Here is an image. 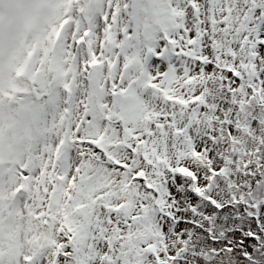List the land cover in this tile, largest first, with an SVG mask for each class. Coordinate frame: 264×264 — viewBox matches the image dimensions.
Masks as SVG:
<instances>
[{"label": "snow or ice", "instance_id": "1", "mask_svg": "<svg viewBox=\"0 0 264 264\" xmlns=\"http://www.w3.org/2000/svg\"><path fill=\"white\" fill-rule=\"evenodd\" d=\"M0 264H264V0H0Z\"/></svg>", "mask_w": 264, "mask_h": 264}]
</instances>
